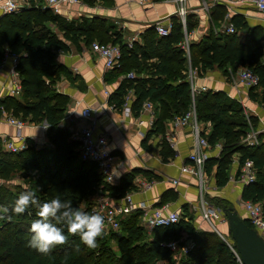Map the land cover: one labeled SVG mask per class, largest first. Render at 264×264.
<instances>
[{
    "label": "trees",
    "instance_id": "16d2710c",
    "mask_svg": "<svg viewBox=\"0 0 264 264\" xmlns=\"http://www.w3.org/2000/svg\"><path fill=\"white\" fill-rule=\"evenodd\" d=\"M37 2L29 0V6L0 17V61L6 45L19 53L17 68L23 88L19 96L1 97L0 107L25 121H45L49 144L36 145L33 139L27 138V148L11 152L4 150L0 137V176L8 178L16 166L35 170L36 179H29L30 191L35 193L41 204L59 197L62 201H70L74 208L92 214L88 208L81 209L85 194L101 188L121 197L134 188L132 181L140 170L128 172L115 186L103 180L95 162L80 159L79 141L71 138L68 127L61 125L69 97L54 87V77L60 73L62 65L55 62L53 49L61 47L68 50L66 40L78 45L81 38L87 44L97 38L104 43H119L122 56L120 66L115 68L117 74L129 71L136 74L131 78L124 77L110 94L109 101L121 107L125 96L132 90L135 98L130 107L135 116L139 115L144 100L152 101L157 116L153 128L146 132L145 140L155 133L161 134L160 153L164 160H168L174 156L175 150L164 139L165 122L183 114L191 105L188 57L182 47L184 27L179 16L173 15L169 34L160 35L151 25L140 33V41L129 45L120 33L111 36L109 31L114 25L105 17L93 15L68 20L50 8L37 5ZM225 14L226 6L216 4L211 10V19L217 25ZM232 22L234 32L216 33L211 30L200 41L190 43L191 65L203 74L214 67L223 69L227 65L245 64L258 74L261 88L260 91L250 88V97L264 106L263 28L250 26L241 14H234ZM49 23L57 27L61 37ZM193 27L194 23L187 16V31ZM244 31L246 36L242 39L239 33ZM195 108L198 121L212 125L207 135L208 142L211 145L222 142L219 156L206 159V172L216 165V184L224 186L229 180L234 155L239 156L240 165L247 159L252 160L259 179L244 185L241 198L262 202L264 209L263 134H258L255 145L244 142L250 127L246 113L243 106L224 91H201L195 97ZM251 119L255 127L258 120L254 116ZM17 198L0 187V206L9 209L0 219V264H157L163 259L168 260V264H239L232 250L236 244L229 237L226 241L214 233L195 230L192 216L185 218L187 207H184L183 217L178 223L155 227V235L149 241H142L145 229L139 221L141 212L136 210L124 215L120 219L123 232L117 234V251L107 244L104 234L97 238L96 247L90 248L82 243L79 235L69 234L61 225L68 237L67 243L44 255L28 246L33 235L28 224V211L37 219V209L33 205L23 214L13 213ZM222 204H227V200L215 201L217 207ZM245 220L250 224L246 217ZM184 233L193 238L194 247L181 256L182 251L179 253V250L173 254L163 243L174 239L180 245Z\"/></svg>",
    "mask_w": 264,
    "mask_h": 264
},
{
    "label": "crops",
    "instance_id": "0c3cea01",
    "mask_svg": "<svg viewBox=\"0 0 264 264\" xmlns=\"http://www.w3.org/2000/svg\"><path fill=\"white\" fill-rule=\"evenodd\" d=\"M152 1V3L141 6L136 0H86V3L81 1L70 7H65L58 14L68 20H78L84 16H90L85 14L86 12L83 9L87 10L89 6L96 5L99 9L98 15L107 18L114 25L109 31L112 34L111 36L114 37V33H120L124 42H133L140 41V33L153 25V22L159 17L177 15V4L174 1ZM216 4L223 3L216 2L213 4L212 0L188 1L186 17H190L194 27L189 32L186 29V22L183 27L185 37L186 35L189 37L190 43L200 41L202 36L207 35L211 30L216 33L229 32L226 30L225 24L226 22H232L234 14H241L250 26H261L264 36V12L259 11L254 4H239L230 13H228L226 7L224 19L215 25L211 19V10ZM2 15L4 14L0 11V17ZM51 26L61 37L57 27L53 24ZM239 34L244 39L246 31ZM65 42L68 44V50L62 48L63 52L59 53L57 50L61 47L53 49L55 62L62 65L60 78L57 79L54 87L57 91L69 97L61 125L68 127L71 138L85 122H93L100 132H105L109 148L117 159L122 160L117 180L111 185H119L121 177L128 172L134 169L140 170L135 174L132 181L134 185L132 189L134 191L133 197L136 202L144 201L154 206H168L169 209L179 211H184V207H187L188 211L190 206L187 204L192 205V198L197 196L201 182L199 175L193 172L181 171L183 165L192 163L189 155L195 149V136L191 127L185 126L175 129L171 124L172 119L165 122L164 139L170 147H172V141H174L175 147L172 148L175 150V154L168 160H164L160 153L162 135L155 133L145 140V135H141L140 130L147 132V129L144 130L143 126L136 123V116L132 113L126 114L122 106L116 107L114 103L109 101L110 95L105 93V90L109 91L110 94L115 91L120 81L126 77V73L118 75L115 68L107 70L104 66V58L94 52L90 47V43H85L83 38L79 40L78 45L67 40ZM5 47V51L8 50L7 45ZM190 67L193 68L189 57L187 76ZM243 67H246V65L236 63L235 65H227L223 69L214 67L206 70L203 74H199L197 68H193L197 71L194 83L197 86H205L206 89L202 91L221 90L226 92L229 97L236 99L243 106L248 124L252 125L249 119L254 116L258 118L257 128L264 130V106L258 100L252 99L249 94L250 88L253 87L254 91H260L261 88L259 84L247 86L240 81L238 73ZM10 86L11 79L6 67L0 61V98L9 95L8 87ZM134 98L135 95L131 91L130 103ZM85 106H90L93 109L94 119H86L81 116V109ZM5 112L7 111L0 107L1 138L4 135H11L16 129L5 120ZM69 112L70 116H68ZM199 125L202 128V133L207 137L212 128L211 123L199 121ZM47 127L45 121L38 123L27 120V124L21 129V133L25 137L33 139L38 145L49 144L46 134ZM206 151L208 157H218L220 153V149H217L216 144H210ZM239 166V156L234 155L230 167L232 174L236 169L239 170ZM215 169L216 165L208 173H215ZM203 172L205 176L207 172L204 167ZM139 175L154 181L153 186L146 191H141L135 183V177ZM174 178L178 179L177 184H173L172 179ZM202 181L204 183V179ZM226 187L228 188L222 192L206 193L204 197L210 200L218 197L237 199L236 191H233L232 188H238V194L241 197L244 184L241 181H230ZM197 217H192L193 221L201 223V217L198 219ZM193 221L191 219V222ZM195 223H192L194 227H196Z\"/></svg>",
    "mask_w": 264,
    "mask_h": 264
},
{
    "label": "built area",
    "instance_id": "2783aa9c",
    "mask_svg": "<svg viewBox=\"0 0 264 264\" xmlns=\"http://www.w3.org/2000/svg\"><path fill=\"white\" fill-rule=\"evenodd\" d=\"M37 5L44 8H50L54 13H60L65 7H70L73 4L80 3L81 0H37ZM141 6H145L152 3V0H136ZM177 4V16H179L183 26L186 22V14L188 11L187 3L189 0H172ZM220 2L227 7L228 13L232 12L234 7L243 3H252L256 6L259 11L264 12V0H212V3ZM207 4V2H206ZM29 0H0V11L3 14L18 11L23 7L29 6ZM153 26L160 35H167L170 33L172 28L171 17H159L153 22ZM225 28L229 32L235 31V25L233 22H226ZM132 45V41L128 42ZM91 49L104 58L105 68L112 69L119 67L121 64L122 50L119 43L114 42H100L93 40L90 43ZM182 47L185 49L186 55L190 57V41L186 35L182 42ZM59 53L63 52L62 48H58ZM263 53H264V36H263ZM19 53L6 50L2 58V63L6 67L8 75L11 79V86L8 87L9 95L19 96L21 95L22 78L17 68L19 62ZM264 57V54H263ZM197 71L190 67L188 73V79L191 88V105L187 111L183 114L176 115L172 120L171 124L173 128L190 126L195 136V149L190 153L189 158L191 164H185L181 167V171L193 172L199 175L200 180H203L204 172L203 167L208 153L206 148L210 146L207 137L202 133L199 121L197 118L195 108V97L200 91L205 90V86H197L194 83V78ZM135 73L129 71L126 77H134ZM240 81L247 85L252 86L258 84L259 76L250 67L246 66L239 70L238 73ZM132 91V90H131ZM125 96L122 108L126 114H131L130 107V92ZM106 95H110L109 91L105 90ZM249 114V113H248ZM70 116V112L69 115ZM81 116L86 119H94L93 109L90 106H85L81 109ZM157 116V109L155 104L146 99L143 101L140 108L139 115L136 116V123L139 126H143L144 130H150L154 126V122ZM5 120L16 128V133L13 135H4L2 137L3 148L6 151L19 152L22 149L27 148L29 141L21 133V129L25 127L27 121L20 116H15L10 112H5ZM259 129L250 125L248 132L244 138V142L249 145H255L258 143ZM141 135H146V132L140 130ZM79 141L78 152L81 160L95 162L97 164V170L102 176L103 180L108 184H114L118 177V170L122 164L121 159H117L113 154L112 150L108 145V138L105 132H100L95 123L85 122L75 132L72 137ZM222 142L216 143V146H221ZM172 147H175L174 141H172ZM255 168L253 161L247 159L243 164L239 166L240 180L243 184H248L255 181ZM173 184L178 183V179H172ZM135 183L139 186L141 191H146L153 186L154 181L145 178L142 175L135 177ZM134 191H127L121 197H115L109 194L107 190L98 189L93 193V204L91 205V213L98 214L104 218V231L120 229V216L126 215L133 211L139 210L141 225L151 230L158 226H169L173 223H178L181 219L180 211L169 209L168 206H154L147 202L141 201L136 202L133 197ZM239 209L243 211L242 214L249 220L253 227L259 229L261 236L264 238V209L263 203L254 201L252 199H240L237 203ZM221 210L216 205L210 204L207 201H202L201 207V219L214 223V219L223 221L221 216ZM221 218V219H220ZM171 251L176 252L181 250L183 253L188 252L193 246L178 244L177 240L171 239L163 243ZM236 261L239 264H244L239 252L236 248L232 247Z\"/></svg>",
    "mask_w": 264,
    "mask_h": 264
},
{
    "label": "clouds",
    "instance_id": "9594fccd",
    "mask_svg": "<svg viewBox=\"0 0 264 264\" xmlns=\"http://www.w3.org/2000/svg\"><path fill=\"white\" fill-rule=\"evenodd\" d=\"M33 205L37 209L38 218L30 225V232L33 235L28 246L41 254H50L57 246L67 243L68 237L61 225L67 228L69 234L79 235L82 243L90 248L96 247L97 238L104 232L102 216L74 208L70 201H62L59 197L41 204L32 191L26 190L20 193L12 212L17 215L23 214ZM8 211L7 207L0 206V219H3L2 214Z\"/></svg>",
    "mask_w": 264,
    "mask_h": 264
},
{
    "label": "rangeland",
    "instance_id": "374dc122",
    "mask_svg": "<svg viewBox=\"0 0 264 264\" xmlns=\"http://www.w3.org/2000/svg\"><path fill=\"white\" fill-rule=\"evenodd\" d=\"M81 1L83 3L84 2L86 3V0H81ZM98 10L99 9L97 8V6L93 5L91 7L89 6L87 10L83 9V11L86 12V13L85 12H83V13L89 14L90 17L93 16V15L99 16L100 14L98 15V13H99ZM96 40H98V38ZM54 78L56 79L55 80V82H56L57 79L60 78V73L57 74ZM55 82H54V85H55ZM249 120L252 123L251 117H250ZM257 120H258V118H257ZM252 125H253V123H252ZM254 126H255V128H257V123ZM261 133L263 134L262 138L264 139V130H259L258 134H261ZM36 145H38V144H36ZM221 146H216V147H217V149H221ZM205 174L206 175L203 178L204 179V183H203V181L200 182V187L198 189L197 196L192 198V200H193L192 201V205L187 204V205L190 206V209H188V212H187L188 214H186L185 218H187L189 216H192L193 218L198 216L197 217V219H198L199 217H201L200 213H201V207H202V201L203 200L204 201L208 200L210 204L215 205V201H218L220 199V198H215V199L210 200L209 198L204 197V194L222 192V191H224V189L228 188L226 186L229 185L230 181H238V182L241 181L240 177H239L240 173H239V170H237V169L233 172V174H232L231 170L229 171V180L222 187L221 186H217L215 175H214L213 172H211V173L207 172ZM36 177H37V173L35 172V170L24 169L21 166H16V168L10 173L8 178H3V177L0 176V187H3V190L13 194L14 197H18L20 195V193H22V192H24L26 190L30 191V181H29V179L30 178L31 179H34V178L36 179ZM255 179H259V174H257V171H255ZM233 188H232V190L236 191V195H237V199H233V201L237 205V203L239 202L241 197H239L240 195L238 194L239 193L238 192V188H234V189ZM92 204H93V193L85 194L84 197L81 200V209L88 208L90 210V212H91V205ZM238 208H239V206H238ZM180 211H181L180 215H181V217H183L182 210H180ZM28 213L30 215V220H28V224L30 226L32 221L35 219V216L32 214L31 211H28ZM124 215H121L120 218H122ZM221 216L223 218V221H220L219 219H214L213 220V222H214L213 224L209 223L208 221H206L204 219H202V221H205L203 223H202V221H201V223L200 222L199 223L198 222L195 223V221H193V218H192V221L196 225L195 230H197V231H208L210 233H214L215 235L221 237L222 239L227 240V238L229 236H228V234L225 231L226 230V226L224 228L225 216H224L223 213H221ZM139 221H140V219H139ZM140 223H141V221H140ZM144 229H145V235H144V238H143L142 241H149L155 235L156 231H155V229L149 230V229H147L145 227H144ZM121 232H123L121 229H119V230H111V229H109V231H107V232L104 231L103 232V234L106 236L107 244L110 247H112L115 251H117V247H118V245H117V234H119ZM110 235H113V236H110ZM181 241H182V244L179 245L180 247L182 245H186L188 247H190V246L194 247V240L188 233H184L183 234V238L181 239ZM180 251L181 250L179 249L178 252L180 253ZM178 252L176 251L173 254L178 253ZM182 253L183 252L180 253V256L182 255ZM168 263H169V261L166 260V259L157 261V264H168Z\"/></svg>",
    "mask_w": 264,
    "mask_h": 264
},
{
    "label": "water",
    "instance_id": "95a60500",
    "mask_svg": "<svg viewBox=\"0 0 264 264\" xmlns=\"http://www.w3.org/2000/svg\"><path fill=\"white\" fill-rule=\"evenodd\" d=\"M16 132L14 129L11 135ZM220 199L227 200V204L220 205L219 209L225 216V231L236 244L243 263L264 264V238L259 229L246 222L245 216L232 199L226 197Z\"/></svg>",
    "mask_w": 264,
    "mask_h": 264
}]
</instances>
